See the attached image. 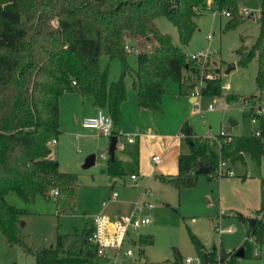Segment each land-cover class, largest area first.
Listing matches in <instances>:
<instances>
[{
    "label": "trees",
    "instance_id": "1",
    "mask_svg": "<svg viewBox=\"0 0 264 264\" xmlns=\"http://www.w3.org/2000/svg\"><path fill=\"white\" fill-rule=\"evenodd\" d=\"M208 0H0V229L10 244L17 243L35 257L36 264H101L107 259L86 239L79 247L67 246L58 233L54 244L35 248L18 234L17 223L24 210L9 203L6 194L14 191L25 201L37 195L49 196L57 189L59 212L76 209L77 182L73 172L60 169L50 156L53 138L59 127V100L65 91L90 94L93 103L112 116L113 126L120 118L121 103L127 92L124 75L129 72L141 107L160 109L165 88L161 79L173 78L179 93L192 94L197 84V69L168 32L161 31L155 19L165 15L177 28L180 42H189L197 28L196 17ZM218 11H230L227 27L245 17L239 0H211ZM258 34L248 47L236 48L238 63L257 61L255 85L257 93L245 97L258 120L255 134H231L226 140L194 137L186 123L185 137L189 151L178 155V170L161 175L178 190L192 186L201 172L200 164L212 165L209 178H216L220 161L224 170H232L246 156L260 163L264 155V115L253 112V103L264 102V0L258 14ZM136 53V66L131 67L126 55ZM118 57L122 72L118 80H108V68L102 67L101 55ZM187 71V72H185ZM209 71V70H208ZM212 76L204 80L201 95H225L229 103L239 95L226 93L221 87L219 68L210 69ZM75 81V84L72 83ZM116 131L112 129V134ZM217 136V135H216ZM215 144V143H214ZM107 170L112 176L124 174L121 161L108 157ZM226 175L224 172L221 176ZM243 219L245 217L241 216ZM247 234L264 242V220L253 216ZM201 259L200 264L227 261L236 264L237 249L219 253L207 249L189 232ZM139 243L153 241L150 234L140 233ZM174 262L183 264L177 250Z\"/></svg>",
    "mask_w": 264,
    "mask_h": 264
},
{
    "label": "rangeland",
    "instance_id": "2",
    "mask_svg": "<svg viewBox=\"0 0 264 264\" xmlns=\"http://www.w3.org/2000/svg\"><path fill=\"white\" fill-rule=\"evenodd\" d=\"M260 3L261 0H239L240 8L243 6L250 8L255 18L240 12L245 18L237 25L227 27L230 17L207 2V6L196 17L197 28L186 44L180 42L176 26L165 15L157 16L155 22L158 28L171 35L172 41L181 47L188 61H190L189 55L199 49L216 50L209 65L214 69L219 68L222 82L228 83L229 88L225 89V92L237 94L239 99L229 103L225 100L224 94L200 95L198 104L202 113H199L195 110L196 104L191 102L189 97L188 102H177L175 97L179 93L178 83L168 77L161 79L165 88L161 108L147 110L151 111L148 112L151 114H139L133 111L132 104L131 107L129 106L135 91L132 76L127 72L124 75L127 98L122 107L126 112L125 122L131 126L135 125L133 128H138V132L151 130L161 133L167 139L179 133L178 141L181 150L185 151L189 148L185 139V129L182 127L184 125L181 126L185 120H188L187 124L191 127L194 137L214 140L215 148H218L219 143L213 136L219 133L222 126L226 127L227 132L233 134H250L253 128L258 126V120L257 118L255 121L252 120L251 102L245 97L256 92L257 61L252 59L248 64L241 65L238 63L239 55L236 48L241 44L249 47L257 36L259 30L257 15ZM126 59L131 67L136 66L134 51L129 50ZM100 62L102 67L108 68L109 81L120 78L122 65L118 57L104 54L101 55ZM231 62H234L235 66L226 72ZM88 95L77 90L65 91L61 95L59 103L63 126L71 120L69 107L73 99L80 109ZM208 103L215 104V109H207ZM125 105H127L126 108ZM260 113L264 115V102L261 104ZM231 115L237 118V124L232 125L229 122ZM120 139L125 140V136L120 135ZM79 147L78 144L65 143V149H61V160L68 164L67 167L77 177L75 210L59 212L56 196L52 191L49 196L39 194L32 201L23 200L14 191L6 194L9 203L24 210L17 223V231L28 245L35 248L49 246L55 243L58 233L63 235L67 246L74 245L67 242L76 240L77 243L83 240V228L87 227L92 216L98 212L99 208H102V200L106 199L112 190H116L119 196L117 199L107 201L108 206L105 210L120 208V199L126 194L127 189L128 195L131 196L142 194L145 190L143 198L153 203L150 209L151 221L136 230L130 229L127 243L133 253L127 258L131 260L124 262L123 257H120L115 264H176L175 250L179 252L185 264L186 256L198 255L190 237V231L200 239L203 245H210L211 248L213 244H217L218 253L221 248L229 251L242 247L244 256L237 258L236 264H264V242L258 243L247 234L250 224L238 215L243 211L228 204L230 189L233 188L231 180L227 179L223 182V187L227 189L225 202L217 198L220 192V178L223 176L213 179L204 173L198 176L194 185L179 190L169 180L149 173L139 175L136 183L131 182L128 175L123 174L121 177H116L114 185H110L109 175L98 165L106 159L98 156L94 166L83 168V158L88 153L86 151L80 153ZM56 148L57 145H54V149ZM101 151H105V148L100 147L95 150L97 154ZM151 168H153L152 164ZM247 170L255 177L260 176L264 183V155L260 164L246 156V163L237 162L232 168L233 173L236 174ZM261 199V204L256 207H262L261 214L264 218V184ZM140 233L152 235L153 241L148 244L139 243ZM30 262L35 264L34 255L24 251L23 247L17 243L10 244L0 229V264H29ZM221 264L229 263L223 261Z\"/></svg>",
    "mask_w": 264,
    "mask_h": 264
},
{
    "label": "crops",
    "instance_id": "3",
    "mask_svg": "<svg viewBox=\"0 0 264 264\" xmlns=\"http://www.w3.org/2000/svg\"><path fill=\"white\" fill-rule=\"evenodd\" d=\"M208 2L211 3V0H208ZM254 18H255V15H254ZM226 84L228 85V83ZM228 88H229V85L226 89ZM134 91H135L134 95L132 96V98L130 97L132 99V103H130L129 106L131 107V104H132V109H134L133 111L134 112L136 111L139 114H151V113H148L151 111H147V110L153 111L154 109L141 107L138 104L136 90L134 89ZM255 93H257V91ZM192 95L193 94L183 95V94L178 93L176 95L177 97L175 98L177 102L179 103L188 102V97L191 102H194L195 99H191ZM126 98H127V95H126ZM126 98L121 103L120 118L117 124L113 126L112 128L116 131L115 135L117 136V139L123 142L122 148L115 149V157H117L121 161L124 174L129 176V179L131 180V182L136 183L139 175H144V174L149 173V174H152L155 176L157 175L158 177H160L161 175L176 173L178 170V155L182 152H188L189 148L187 151L181 150V145L178 141V138L180 135H176L177 133L174 134L171 137V139H167V137L162 136L161 133H155L151 130L150 132H145V131L138 132L139 131L138 128H133L135 125L131 126L130 124H127L125 122L126 112L122 109V107H124ZM82 104L83 105L81 106V108L78 109L75 103V99H73L69 107L71 120L70 122H66V124L63 126L62 118H61V104L59 103V127L61 129V132L56 138L55 143L51 144L52 149H51L50 156L58 160L61 170L71 172V170L67 167L68 164H66L63 160H61V155H62L61 149H65V143L70 144V145L78 144V146L80 145L79 148L81 149L79 151L80 153H83L84 151H86L88 154L92 152L95 153L96 157H95L94 163L92 164L93 166L97 163L98 156L106 159L105 162H101L98 165L100 166V169H103V172H106V174L109 175L110 185H114L116 181V177H121L122 175L112 176L108 173V170H107V160L109 157L107 148H108L110 136L100 133L95 128H89V127H85L82 125L81 123L82 118L88 115H94L98 109V107L93 103V97L90 94L88 95V97H86L85 100H83ZM126 107L127 105H125V108ZM235 119H236L235 124H237L238 120L236 117ZM184 123H186V125L188 126V129L192 132L191 127L187 124L188 120L183 121L181 123V126ZM235 124H232V125H235ZM255 128L256 127H254L253 130H255ZM120 135L121 137L124 135L125 140H121ZM128 136H132L133 141H128L127 139ZM207 137H210V136H207ZM186 142L188 143L187 139H186ZM54 145H57L56 149H54ZM100 147L105 148V151H101L97 154L95 150ZM106 152H107V155H106ZM100 153H104V156H101ZM154 154L160 155L159 162H156V163L153 162L152 155ZM85 157L83 158V161ZM261 160H262V157H261ZM261 160H260V163H261ZM236 163L233 165L234 167ZM245 163H246V159H245ZM151 164L153 165V168H151ZM83 168H88V167H83ZM241 172L237 174L235 172L232 174H226L220 178L221 180L220 192L217 198L220 199L222 202H225L227 189L225 190V188L223 187L224 185L223 182L229 179L232 181L233 188L230 189L231 194H230V199L228 201V204L234 207H237L238 209L243 211V213H240V212L239 213L237 212V213L238 215H240V217L241 216L245 217V219H243L242 217L241 218L243 220H247L249 224H250L249 218H252L253 216L260 217L264 220L261 214L262 207L261 206L258 208L256 207L260 205L262 202L261 194H262V186L264 184L262 181L263 179L260 178V176L258 177L253 176V174H251V172H248V170L245 172L243 171ZM132 173L136 174L135 179H131L130 175ZM128 194H129V190L127 189L126 194L120 199V205H121L120 208L116 207L113 209L105 210L106 207L108 206V204H106L105 206L101 205L102 208H99L98 212L99 211L106 212L112 217L118 214L124 213L131 208V205L135 199H138V198L144 199L143 196L145 194V190H143L142 194H138V195L134 194L133 196H131ZM109 195L110 194H108V196ZM118 196H119V193L116 199L118 198ZM231 215H234V214H231ZM83 229L86 230L85 227ZM67 243L74 244L73 246L79 247L82 243V240L77 243H76V240L68 241ZM204 246L207 249H213V247H215L216 251L219 248L217 244H213L211 248H210V245H207V246L204 245ZM238 249H242L243 254L241 256H237V258L244 256V249L242 247H238ZM129 259L130 258L123 259V261L127 262V260ZM29 264H31V262ZM35 264H36V261H35Z\"/></svg>",
    "mask_w": 264,
    "mask_h": 264
},
{
    "label": "built area",
    "instance_id": "4",
    "mask_svg": "<svg viewBox=\"0 0 264 264\" xmlns=\"http://www.w3.org/2000/svg\"><path fill=\"white\" fill-rule=\"evenodd\" d=\"M240 12L248 15L251 12V9L247 6H243L240 8ZM221 13L229 16L230 11L223 9ZM215 49L210 48H202L195 52H192L189 55L190 61L197 69V85L195 87L193 95L196 96L194 103L196 104L195 110L196 112L202 113V109L199 107V96L200 88L204 85L205 77L209 78L212 76L210 71L211 67L209 65V61H211ZM209 70V71H208ZM72 83L75 84V81L72 80ZM221 87L225 90L228 85L226 83H222ZM251 108V105H250ZM207 109L212 110L215 109V104L208 103ZM253 112L260 113L261 107H258V103H253ZM252 120L255 121L256 118L252 116ZM82 125L89 128H95L97 131L104 135L110 136L112 134V125L113 120L112 116L106 112L104 109H97L94 115H88L82 118ZM147 132H150L148 130ZM259 131L256 129L255 134H258ZM176 135H179L177 133ZM218 136H223L226 140L230 139V133L227 132L226 127L222 126L220 128L217 136H213L215 139H218ZM128 141H133L132 136L127 137ZM56 138L51 140V143H55ZM219 143V139H218ZM123 142L117 139L116 148H122ZM101 156H104V153H100ZM153 162H159L160 155L154 154L152 155ZM226 166L225 161H220L216 170V176L221 177V175L225 172L226 174H232V170H225ZM131 179L136 178V174L132 173L130 175ZM52 192L57 193V189H52ZM118 192L116 190H112L110 195L102 200L101 205L105 206L107 201L116 199ZM153 207V203L150 201H146L145 199H135L131 205V208L121 214H118L114 217L110 216L108 213L99 211L92 216L91 222L86 227V239L89 243L94 245L98 252L104 256L107 261L105 264H115V262L120 258H127L129 255L133 253L132 248L128 245L127 237L129 235V231L136 230L140 226L147 224L151 221V212L150 209ZM231 229V228H227ZM185 264H200L201 259L197 256H186L184 258ZM5 264V263H2ZM218 264H221L220 262Z\"/></svg>",
    "mask_w": 264,
    "mask_h": 264
},
{
    "label": "water",
    "instance_id": "5",
    "mask_svg": "<svg viewBox=\"0 0 264 264\" xmlns=\"http://www.w3.org/2000/svg\"><path fill=\"white\" fill-rule=\"evenodd\" d=\"M248 17H251V18H254V13L253 11H251L249 14H248ZM235 66V63L234 62H231L228 64L227 68H226V72H228L231 68H233ZM196 96L195 95H192V98L191 99H195ZM229 122L231 124H235L236 123V119L234 116H230L229 117ZM116 141H117V136L115 134H111L110 137H109V144H108V148H107V151H108V155H109V158L110 159H113L114 156H115V149H116ZM95 153L92 152V153H89L83 163H82V166L83 167H89L90 165H92L95 161ZM213 170V166L212 165H204V164H200L199 168L197 169L198 172H201V173H210L211 171ZM253 217L252 218H249V221L250 223L253 221ZM213 250H215V247H213ZM243 254V251L242 249H238L236 251V255L237 256H241ZM127 262H130V259L127 260Z\"/></svg>",
    "mask_w": 264,
    "mask_h": 264
}]
</instances>
